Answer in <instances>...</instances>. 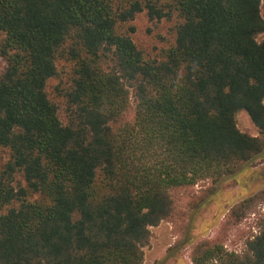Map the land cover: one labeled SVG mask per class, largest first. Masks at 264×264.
Listing matches in <instances>:
<instances>
[{"label": "trees", "instance_id": "obj_1", "mask_svg": "<svg viewBox=\"0 0 264 264\" xmlns=\"http://www.w3.org/2000/svg\"><path fill=\"white\" fill-rule=\"evenodd\" d=\"M140 14L174 20L154 53L133 40ZM263 34L264 0H0V264H143L172 191L264 159ZM228 229L153 264L187 247L191 264H264V223L240 252Z\"/></svg>", "mask_w": 264, "mask_h": 264}, {"label": "rangeland", "instance_id": "obj_2", "mask_svg": "<svg viewBox=\"0 0 264 264\" xmlns=\"http://www.w3.org/2000/svg\"><path fill=\"white\" fill-rule=\"evenodd\" d=\"M133 26L135 27L133 40L146 52L154 53L173 37L174 20L155 22L140 14L136 16ZM263 37L264 34L258 36L257 40L260 41ZM5 66L6 62L0 60V71ZM57 83L56 80L49 82L48 93L60 104V101L52 95ZM129 92V109L125 118L128 122L133 119L135 109L134 91L129 89ZM59 117L61 121L66 120L63 108L59 110ZM236 124L241 132L253 137L260 136L245 111L237 113ZM204 193L209 195L206 206L201 209L192 206ZM250 197L253 199L247 209L232 216L231 211ZM171 198L174 211L170 217L149 229L150 238L143 249V264H153L162 259L166 250L187 234L192 237L194 243L213 238L223 224L229 225L225 248L230 252H240L244 240L256 235L261 224L264 223V159L257 158L235 178L224 180L218 186L213 187L211 180L200 181L187 189L172 191ZM189 256L190 247H187L180 252L178 262L191 264Z\"/></svg>", "mask_w": 264, "mask_h": 264}]
</instances>
